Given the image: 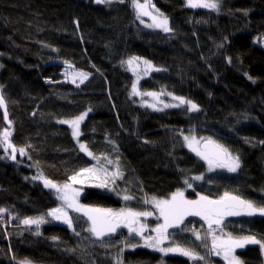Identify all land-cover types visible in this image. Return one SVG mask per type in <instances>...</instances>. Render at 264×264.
I'll return each mask as SVG.
<instances>
[{
    "label": "trees",
    "instance_id": "trees-1",
    "mask_svg": "<svg viewBox=\"0 0 264 264\" xmlns=\"http://www.w3.org/2000/svg\"><path fill=\"white\" fill-rule=\"evenodd\" d=\"M151 4L168 18L172 31L139 23L131 0H0V94L11 121L10 142L26 153L19 161L0 151V208L6 209L0 214V264H116L118 259L122 264H205L128 247L122 241H139L125 227L105 237L102 246L85 231L87 217L80 212L69 213L72 228L55 222L47 213L60 201L34 182L35 176L73 184L82 190L79 204L113 211H145V199H170L178 190L189 200L199 199L197 193L219 199L232 192L264 203V46L258 44L264 40V0H220L219 11L188 8L185 0ZM132 56L160 71L145 76L143 64L130 70L121 62ZM68 64L89 78L83 84L66 80ZM137 81L140 92L184 97L199 111H151L141 106L143 95H131ZM84 112L78 140L68 125L57 123ZM6 129L0 111V133ZM178 133L223 144L240 157L241 168L209 171ZM79 143L118 161L123 178L108 187L94 186L91 177L72 183L71 175L98 166ZM105 166L116 170V163ZM201 175V180L192 179ZM126 194L134 199L125 201ZM40 216L49 222L21 223ZM229 217L224 232L264 239V217ZM201 221L198 216L186 219L188 231L171 236L168 246L192 241L207 264H223L206 252L211 235L205 237ZM155 225L148 221L149 228ZM192 229L203 235L201 241ZM263 252L249 244L235 255L241 264H263Z\"/></svg>",
    "mask_w": 264,
    "mask_h": 264
},
{
    "label": "snow or ice",
    "instance_id": "snow-or-ice-1",
    "mask_svg": "<svg viewBox=\"0 0 264 264\" xmlns=\"http://www.w3.org/2000/svg\"><path fill=\"white\" fill-rule=\"evenodd\" d=\"M94 2L96 4H111L113 0H94ZM119 2L125 3V0H119ZM131 6L135 10L137 18L147 16L152 21V23L146 24L145 27L160 29L165 33L172 31L169 27L168 18L155 9V5L151 4V0H144V3H141L140 0H131ZM185 6L188 8H205L219 11L220 0H185ZM154 12L155 15L153 14ZM143 22L144 21L141 19V23ZM121 63H126L130 70H136L139 68L140 64H143L145 66V76L151 71H160V69L155 68L150 61L138 56H132L127 61H122ZM68 67L71 68L72 65L68 64ZM70 75L73 83L79 80V83L83 84L89 78L90 74L77 71L72 72ZM249 78L251 79V77ZM137 84L138 81L132 84L131 95L151 97L156 103H148L145 106L152 108L154 111H161L162 109L157 107V104L161 103L160 96L165 93H163V91L160 93L151 91L140 92L138 91ZM167 95L171 96V99L177 101V103H164L163 108H178L187 105V111H199L198 105L193 101L187 100L184 97L172 95L171 93H167ZM0 108L5 109L4 118L7 120L8 114L5 106V97L2 94H0ZM88 111H91V109H88ZM87 114V112H84L71 119H58L57 123L68 125L72 130L73 138L78 140L81 135L80 125ZM8 123L10 129L11 121H8ZM9 129L0 133V144L4 147L5 153H8V149H11L10 158L15 160L17 151L20 155H25L26 153L25 148L20 147L17 149V147L10 142L11 131ZM184 140L188 148L195 152L201 160L205 161L208 165L209 171L225 169L229 173H236L241 168L240 157L238 155H233L227 147L217 141L203 137H201L200 140H197L195 136H184ZM201 141H204L203 148L200 147ZM246 142L250 141L246 140ZM109 143L112 142L109 141ZM261 143H264V141ZM29 147H31V145H29ZM79 148L90 158L96 160L98 166L82 168L79 172L71 175L69 180H71L72 183H83L85 179L91 177V179L96 182L94 186L108 187L109 184L114 185L116 179L123 178V172L120 171L118 161L114 162L104 154L96 155L90 151L84 143H79ZM105 163L108 165L116 163V170L109 171L105 166ZM35 178L41 179L45 188L54 189L58 194L57 199L62 200L67 208H71L75 212H80L83 216L87 217L89 226L85 231L89 232L91 237H94L96 241H100L102 246L107 243V241L104 240L105 237H111L116 233L118 228L125 227L128 229L130 235L134 234L144 241L143 244H132L130 242L122 241V243H126L128 247L150 248L163 255H181L187 257L190 261H205V264H207L206 258L196 252L195 244L192 241L189 242V246L173 244L168 247H161V245L169 239L170 235H175L174 233L168 232L169 228H180L184 223L185 217L198 216L208 225V235H211L212 237L211 253L221 256L225 261V264H241L234 253L236 249L244 248L248 244L259 245L260 249L264 251V239H258L255 234L233 235L232 233H226L223 231L225 217H264V203L258 204L253 200L242 197L238 193L234 194L232 192H225L219 199H209V197L197 193L199 199L188 200L184 197V192L178 190L171 195L170 199L152 198L151 203L158 211L159 219L163 221V223L158 224L151 229L152 232L156 233V236L153 237L144 235V232L147 230V225L140 221V217L147 218L152 215L151 212L134 211L131 208L113 211L112 209L87 207L78 203L77 198L79 196V191L73 189L70 184L65 183L63 185H58L51 180L44 178L42 175L34 177V179ZM192 179L198 181L203 179V176H194ZM184 182L185 184H188V187H192L187 179ZM122 198L125 201H129L134 199V196L126 194ZM144 202L149 203V200L145 199ZM5 211L6 209L0 208V214H3ZM47 216H51L55 220H61L63 223L67 224L69 228H72V218L68 216V213L64 208L52 209L47 213ZM48 222L49 221H47L44 216L35 218L27 217L21 221V223L26 226H39ZM214 225L216 228L220 229L221 235L213 234L215 232V229L213 228ZM181 231H188V229L186 227L181 228ZM35 234L40 235L38 231ZM75 234L79 235L80 233L76 232ZM192 234L195 236V240H202L199 232L193 231ZM52 239L57 240L58 238L52 237ZM204 246L207 247L206 244ZM120 251L122 252L123 249H120ZM21 264H31V262L25 260L21 262ZM116 264H122V262L118 259Z\"/></svg>",
    "mask_w": 264,
    "mask_h": 264
},
{
    "label": "rangeland",
    "instance_id": "rangeland-1",
    "mask_svg": "<svg viewBox=\"0 0 264 264\" xmlns=\"http://www.w3.org/2000/svg\"><path fill=\"white\" fill-rule=\"evenodd\" d=\"M90 1L94 2V0H90ZM141 3H143V2H141ZM132 9H133V7H132ZM133 12H134V16H135L136 20H137L139 23H141V19L144 21L143 23H141L142 25H146V24H150V23H152V21L149 19V17L144 16V17H141V18H137L134 9H133ZM154 29H156V28H154ZM158 30H160V29H158ZM161 31H162V30H161ZM162 32H163V31H162ZM258 44L264 46V40H261V42L258 40ZM64 71H65L64 74H65V78H66V80L72 82V78H71V75H70V74H71L72 72H77V71H76V70H73L72 68H69L68 65L65 66ZM66 74H69V75H66ZM75 83H79V80H77ZM163 93H165V94H162V95L160 96V101H161V103H158V104H157V107H159V108H161L162 110L165 111L167 108H163V104H164V103H177V101H173V100L171 99V96L167 95V92H163ZM138 100H140V104H141V106H143V107H145V108H147V109H149V110H151V111H154L152 108H149V107L145 106V105L148 104V103H156V101H154L151 97H149V96H144V97L141 96V97H139ZM181 107H187V105H183V106H181ZM162 110H161V111H162ZM70 129H71V128H70ZM71 131H72V130H71ZM3 132H4V131H3ZM3 132H2V133H3ZM178 134L180 135L181 142H182L183 146H184L188 151H190V152H192L193 154H195V152L191 151V150L188 148V146H187V144H186V142H185V140H184V136H186V135L181 134V133H178ZM10 137H11V136H10ZM197 140H200V139H197ZM201 142H202V141H201ZM0 151H1L4 155H6V156H10L11 149H8V153H5V150H4V147L2 146V144H0ZM195 155H196V154H195ZM23 157H24V155H20L19 152L17 151L16 159H15V160H19V161H21V159H23ZM220 170H224V171H226L225 169H220ZM226 172H227V171H226ZM35 177H39V176H35ZM33 181L36 182L37 184H39V185H40L41 187H43L44 189H46V190L52 192V193L57 197L58 194L55 192V190H54V189H50V188H45V187H44V184H43V181H42L41 179H39V178H35V179H34V177H33ZM70 185H71V187H72L73 189H76V190L79 191V196H78V198H77V200L79 201V197H80L81 194H82V190H81L80 188L76 187V186L73 185V184H70ZM184 197H185L186 199H188V198L186 197L185 194H184ZM188 200H189V199H188ZM59 201H60V206L57 207V208H64V210L68 213V216H69V213L74 212L71 208H67V206L64 204V202H63L62 200H59ZM129 201H131V200H129ZM146 204H147V206H144L145 211H147V209H148V211L151 212L152 215L149 216V217H147V218L140 217V221H141L143 224L147 225V230L144 232V235H145V236H153V237H154V236H156V233H155V232H152V231H151L152 228H149V227H148V221H154V222L156 223V225H155L154 227H156L158 224L163 223V221H162L161 219H159V213H158V211L153 207V204L151 203V200H149V203H146ZM50 217H51V216H50ZM69 217H70V216H69ZM190 217H192V216H187V217H185V219H184V223L180 226V228H169V229H168V232H169V233H174V234H177V233H178V234H181V233H183L184 231H176V230H181V228L185 227V220L188 219V218H190ZM232 217H238V216H230L229 219L232 218ZM51 218H52V217H51ZM52 219H53V218H52ZM53 220H54L55 222H57V223L63 225V226H68L67 224L63 223L61 220H55V219H53ZM201 223H202L203 226L206 228V235H205V237H207V239H208V236H209V235H208V232H209L208 225L205 223L204 220H202ZM224 225H225V222H224ZM154 227H153V228H154ZM122 228H123V227L118 228L117 231H116V233L113 234V236L116 235L117 233H121ZM213 228L215 229V232H214L213 234H215V235H221L220 229L216 228L215 225L213 226ZM123 229H124V228H123ZM192 230H193V231H196L195 229H192ZM127 231H128V230H127ZM174 231H175V232H174ZM223 231H224V229H223ZM196 232H198V231H196ZM199 233H200V232H199ZM133 236H135V235L133 234ZM171 236H174V235H170V236H169V239L166 240V241L161 245V247H168V244H169L170 241H171V238H170ZM136 237H137L136 239L139 241L140 244H143V243H144V241L141 240L140 237H138V236H136ZM193 237L195 238L194 235H193ZM201 237H203L202 234H201ZM211 242H212V237H211V239H210V244H211ZM248 245H249V244H248ZM246 246H247V245H246ZM240 249H242V248H238V249H236V251H237V250H240ZM236 251H235V252H236ZM206 252L210 253L211 256L219 257V258L222 260L223 264H225V261L223 260V258H222L221 256H217V255H214V254L211 253V248L208 249V250H206ZM234 254H235V253H234ZM262 256H263V264H264V252L262 253ZM183 257H184V256H183ZM186 258H187V257H186ZM191 262H192V261H191Z\"/></svg>",
    "mask_w": 264,
    "mask_h": 264
},
{
    "label": "water",
    "instance_id": "water-1",
    "mask_svg": "<svg viewBox=\"0 0 264 264\" xmlns=\"http://www.w3.org/2000/svg\"><path fill=\"white\" fill-rule=\"evenodd\" d=\"M5 106H6V104H5ZM6 110H7V107H6ZM0 111H1V113L3 115V119H4L5 126H6L7 129H9V123H8V121H9V115H7V120H5V118H4V111H5V109L4 108H0ZM7 114H8V112H7ZM200 147H202V148L204 147V141L201 142Z\"/></svg>",
    "mask_w": 264,
    "mask_h": 264
},
{
    "label": "flooded vegetation",
    "instance_id": "flooded-vegetation-1",
    "mask_svg": "<svg viewBox=\"0 0 264 264\" xmlns=\"http://www.w3.org/2000/svg\"><path fill=\"white\" fill-rule=\"evenodd\" d=\"M229 217V216H228Z\"/></svg>",
    "mask_w": 264,
    "mask_h": 264
}]
</instances>
